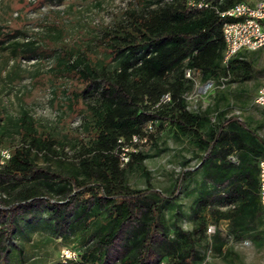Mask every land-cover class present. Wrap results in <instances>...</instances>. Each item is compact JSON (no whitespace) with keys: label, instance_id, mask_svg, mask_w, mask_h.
I'll return each mask as SVG.
<instances>
[{"label":"rangeland","instance_id":"1","mask_svg":"<svg viewBox=\"0 0 264 264\" xmlns=\"http://www.w3.org/2000/svg\"><path fill=\"white\" fill-rule=\"evenodd\" d=\"M157 1L0 0V39H6V34L20 31L23 34L15 38L18 41L29 39L37 42L34 56L30 58L21 55L13 57L9 50L0 49L2 147L11 150L20 141L19 130L22 129L20 126L25 125L21 121L25 111L27 117H31L32 127L36 129L38 137H47L54 142V151L49 153L50 161L39 154L36 162L55 165L60 157L66 162V168L75 167L72 163L77 162L79 150L82 145L89 144L94 132L89 120L92 102L75 97V92L84 87L86 81L77 68H71L70 64L77 63L80 68L91 65L112 69L117 61L111 60V55L100 42L102 30L123 20L127 11L150 8ZM11 41L7 40L0 47ZM242 54L246 55L242 58L253 61L255 72L250 78H233V74L228 73L206 80L198 72H190L193 84L184 94L186 107L192 112L207 113L210 122L203 126L204 133L210 131L212 123L236 115L264 137V109L253 103L255 89L259 85L255 76L264 72V48ZM208 82L212 83L211 88L206 87ZM227 130L244 135L235 127ZM151 135L150 141L138 148L140 155L144 156L143 160L134 161L122 170L124 179L131 187L144 189L149 185L151 196L160 199L161 196L169 195L181 171H189L177 196L169 201H159L158 204L160 219L150 239L152 247L161 249V256L165 258L163 262L166 258L171 259V262L176 258L177 249L173 248L167 238L179 229L191 233L179 238L182 242L177 244V248L185 251L192 247V252L204 253L203 264H264V208L258 204L257 216L251 217L242 216L237 211L240 203L238 200L236 209L232 211L221 207L218 194L230 185L227 172L220 181H214L207 175L201 160L204 151L189 136L180 135L169 127L161 130L155 128ZM226 149L230 152L225 161L236 165L239 149L234 143H230ZM261 157H264V153L259 152L252 157V162L256 163ZM218 158L220 156L215 159L219 161ZM231 168L222 167V170ZM23 187L22 182H0V205L3 206L0 212V264H72L71 261L81 260L79 255L85 249H97L91 236L95 229L94 223L83 237L77 231L65 240L64 237L59 238L58 232L61 230L66 233V222L71 220V212L76 206L89 201L91 207L92 199L88 191L77 193L65 211V227L62 223L61 226L58 224L56 232L52 233L50 229L43 232L41 228L45 229L48 221L38 218L34 221L38 226L36 229L33 221H30L25 222L24 226L27 224V227L22 231L20 221L18 230L7 233L10 231L9 225L19 223L22 216L29 217L34 212L43 217L48 215L44 198L38 199V204L33 208H25L21 200L16 199ZM45 194L46 198L60 201L55 193ZM199 195L205 199H199ZM199 200L202 203H197ZM11 202L15 203L14 211L5 208ZM146 213V208L136 212V218L123 228L98 264L122 261V257L127 255L124 246L126 237L141 228L140 221L149 224L153 222L152 217H148L149 213ZM236 221L240 222L239 226L235 225ZM210 224L215 226V231L209 234L205 230ZM150 227L152 229V225ZM199 227L202 228L195 230ZM150 231L142 228L139 236H148ZM82 238L87 240L83 241ZM133 239L131 237L128 242Z\"/></svg>","mask_w":264,"mask_h":264},{"label":"trees","instance_id":"2","mask_svg":"<svg viewBox=\"0 0 264 264\" xmlns=\"http://www.w3.org/2000/svg\"><path fill=\"white\" fill-rule=\"evenodd\" d=\"M203 1L206 6L197 7L191 6L189 0H158L155 6L150 8L127 11L123 20L116 21L102 30L100 42L111 55V60L117 61L112 69L91 65L80 68L77 63L70 64L71 68H77L86 81L85 86L75 92V97L92 102L89 120L94 132L89 144L82 145L79 150L77 162L72 163V166H75L73 169L66 168V162L60 157L55 165L36 162L39 154L50 161L49 153L54 151V142L47 137H38L36 129L32 127L31 117H27V113L23 112L21 121L25 125L20 126V141L12 146L11 150L8 149L10 157L2 163L0 156V182L24 183L16 199L21 200L20 203L25 208H33L38 204V199L44 198L48 215L43 217L34 212L29 217L22 216L19 223L9 225L10 231L7 233L17 229L20 221V230L24 231L27 227V224L24 226L25 222L30 221H33V227L36 229L38 226L34 221L38 218L48 221V226L41 228L43 232L49 229L52 233L56 232L58 224L61 226L62 223L65 227V211L77 193L88 191L92 199L91 207L88 205L89 201H86L87 204L76 206L71 212V220L66 222V233L61 230L58 232L59 238L64 237L65 240L77 231L83 237L85 232H89V226L94 223L95 229L91 236L97 249H85L84 253L79 255L81 260L71 261L72 264L100 263L105 250L113 244L123 228L136 218V212L142 208L147 209L150 215L148 217H152L153 222L149 224L140 221L139 229L147 228L152 232L150 231L148 236H139L141 232L137 229L134 234L128 235L124 245L127 255L122 257L120 263L115 264L203 262L204 253L192 252V247L185 251L177 248V244L182 242L179 238L191 232L177 229L167 238L173 248L177 249L176 258L172 262L167 258L163 262L165 258L161 256V249L152 247L150 239L160 219L157 212L159 201L174 199L189 176V171H181L176 176L169 195L161 196L160 199L151 196L149 185L144 189H137L131 187L124 179L122 170L134 161H142L144 156L140 155L137 145H134L135 150L128 151L129 160L123 164L119 158L121 148L131 145L133 135L147 134L150 141L154 129L161 130L164 127L174 129L180 135L189 136L193 143L204 151L201 160L206 167V174L214 181L223 179L227 172L230 185L218 194L221 207L232 211L236 209L238 200L240 203L237 211L239 210L242 216H257L260 158L253 163L252 157L257 156L259 152L264 153V137L236 115L212 123L210 131L204 133L203 126L210 122L207 113L188 110L184 96L193 84L192 78L186 77V70L198 72L201 78L206 80L226 76L228 73L233 74V78L240 79L253 76V61L242 58L246 57L244 54L232 58L227 66L221 61L224 41L223 19L219 11L235 2L249 0ZM20 34L23 33L17 31L6 34V39H0V45L7 40L12 41L0 49L9 50L13 57L34 56L37 42L29 39L20 42L15 39ZM65 52L68 53L66 50ZM165 94H169L170 99L161 102ZM148 123L152 126L149 132L145 131ZM231 127L241 130L244 135L228 131L227 128ZM2 143L0 139V149L3 148ZM230 143H234L239 149L236 165L225 161L230 152L226 147ZM219 156L217 161L215 158ZM222 167L232 168L224 171ZM46 192L55 193L60 197V201L46 198ZM200 198L205 199L202 195H199ZM230 203L234 204L233 208H227ZM14 204L11 202L5 208L14 211ZM2 208L0 205V212ZM235 225L239 226L240 222L236 221ZM131 237L134 239L128 242ZM85 240L87 238L83 239ZM184 242H187L186 238Z\"/></svg>","mask_w":264,"mask_h":264},{"label":"built area","instance_id":"3","mask_svg":"<svg viewBox=\"0 0 264 264\" xmlns=\"http://www.w3.org/2000/svg\"><path fill=\"white\" fill-rule=\"evenodd\" d=\"M191 6L203 7L206 3L203 0H189ZM220 17L222 23V37L224 49L222 52V64L227 66L229 61L244 51H254L264 47V0H249L235 2L221 11ZM185 75L190 77V71L186 70ZM206 87H212L208 82ZM170 99L169 94L163 95L161 102ZM253 103L264 108V82L259 84L255 90ZM151 123L146 125L145 131H151ZM148 141L147 134L133 135L131 145L122 147L119 154L121 162L124 164L129 160L128 151H134V145L137 149L141 144ZM1 163L10 157L8 149H0ZM257 198L259 204L264 207V158L258 160V180H257ZM234 204L230 203L227 208H233ZM207 233L215 231L214 225H208Z\"/></svg>","mask_w":264,"mask_h":264},{"label":"crops","instance_id":"4","mask_svg":"<svg viewBox=\"0 0 264 264\" xmlns=\"http://www.w3.org/2000/svg\"><path fill=\"white\" fill-rule=\"evenodd\" d=\"M262 48H264V47H262ZM254 51H256V50H254ZM244 52H251V51H244ZM244 52H241L240 53V55L242 54V53H244ZM253 59H255V57H252ZM256 78H257V80H256ZM255 80L259 83V84H261L262 82H264V72H262V73H259V75L257 74V76H255ZM262 109H264V108H262ZM204 170L205 171H207L206 170V167L204 166ZM259 206H261V205H259ZM262 207V206H261ZM262 208H264V207H262ZM204 263V260H203V262H201L200 264H203Z\"/></svg>","mask_w":264,"mask_h":264}]
</instances>
